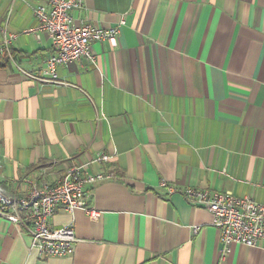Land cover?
I'll list each match as a JSON object with an SVG mask.
<instances>
[{"label":"crops","instance_id":"1","mask_svg":"<svg viewBox=\"0 0 264 264\" xmlns=\"http://www.w3.org/2000/svg\"><path fill=\"white\" fill-rule=\"evenodd\" d=\"M49 0H0V184L21 194L25 178L54 182L74 163L106 176L72 223L70 256L29 250L0 218V264H264V244L230 245L187 188L264 201V0H82L75 24L119 26L116 45L91 44L39 82L52 52L33 12ZM105 153L109 159H92ZM162 182L165 185H162ZM172 188V189H171ZM84 208L98 212L94 218Z\"/></svg>","mask_w":264,"mask_h":264},{"label":"built area","instance_id":"2","mask_svg":"<svg viewBox=\"0 0 264 264\" xmlns=\"http://www.w3.org/2000/svg\"><path fill=\"white\" fill-rule=\"evenodd\" d=\"M81 6L82 0H49L48 4L34 7L36 29L48 34L52 52L39 73L23 72L27 78L58 82L59 65L83 56L94 58L92 42L107 40L112 46L116 45L123 20L111 28L89 23L75 24L70 11ZM108 159L107 154L99 153L92 160L102 163ZM86 166L85 162L68 165L61 178L52 183L25 178L21 194H7L0 184V218L7 220L15 232L29 238V250L36 249L43 256H70L74 252L78 238L73 224L51 228L48 221L58 209L72 212L78 208L85 186L106 177L101 173L95 176L87 174ZM184 196L190 205L204 207L212 214V223L219 230L220 258L229 253L233 243L249 247L264 244V201L234 196L229 192L193 188H187ZM84 211L98 217L95 210L84 208Z\"/></svg>","mask_w":264,"mask_h":264},{"label":"trees","instance_id":"3","mask_svg":"<svg viewBox=\"0 0 264 264\" xmlns=\"http://www.w3.org/2000/svg\"><path fill=\"white\" fill-rule=\"evenodd\" d=\"M10 60L7 54L3 53L0 47V69L9 67Z\"/></svg>","mask_w":264,"mask_h":264}]
</instances>
